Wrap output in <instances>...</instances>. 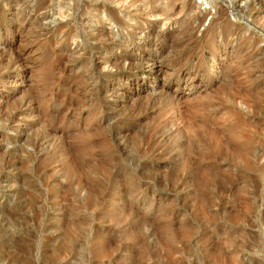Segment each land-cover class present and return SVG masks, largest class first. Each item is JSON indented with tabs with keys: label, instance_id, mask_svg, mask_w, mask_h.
<instances>
[{
	"label": "rangeland",
	"instance_id": "1",
	"mask_svg": "<svg viewBox=\"0 0 264 264\" xmlns=\"http://www.w3.org/2000/svg\"><path fill=\"white\" fill-rule=\"evenodd\" d=\"M0 264H264V0H0Z\"/></svg>",
	"mask_w": 264,
	"mask_h": 264
}]
</instances>
